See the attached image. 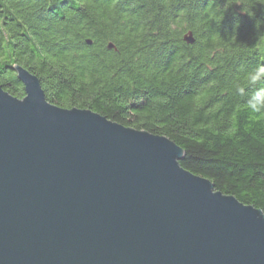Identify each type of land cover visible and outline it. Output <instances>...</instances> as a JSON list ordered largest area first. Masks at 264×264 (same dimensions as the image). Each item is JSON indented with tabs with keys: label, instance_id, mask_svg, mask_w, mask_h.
Instances as JSON below:
<instances>
[{
	"label": "trees",
	"instance_id": "16d2710c",
	"mask_svg": "<svg viewBox=\"0 0 264 264\" xmlns=\"http://www.w3.org/2000/svg\"><path fill=\"white\" fill-rule=\"evenodd\" d=\"M262 65L257 0H0L6 93L25 97L20 66L50 104L167 138L182 169L264 214V77L247 79Z\"/></svg>",
	"mask_w": 264,
	"mask_h": 264
},
{
	"label": "water",
	"instance_id": "95a60500",
	"mask_svg": "<svg viewBox=\"0 0 264 264\" xmlns=\"http://www.w3.org/2000/svg\"><path fill=\"white\" fill-rule=\"evenodd\" d=\"M15 71L25 97L0 87V264H264V214L182 169L173 142L52 105Z\"/></svg>",
	"mask_w": 264,
	"mask_h": 264
},
{
	"label": "clouds",
	"instance_id": "9594fccd",
	"mask_svg": "<svg viewBox=\"0 0 264 264\" xmlns=\"http://www.w3.org/2000/svg\"><path fill=\"white\" fill-rule=\"evenodd\" d=\"M257 3L261 4L262 6H264V0H257ZM249 11L252 12V15H255V11L254 8L249 9ZM261 77H264V65L258 67L257 69H255L254 72L249 73L247 79L250 83H255L258 79H260ZM242 91V89H241ZM253 111H258V108L254 105V104H250L249 105Z\"/></svg>",
	"mask_w": 264,
	"mask_h": 264
}]
</instances>
